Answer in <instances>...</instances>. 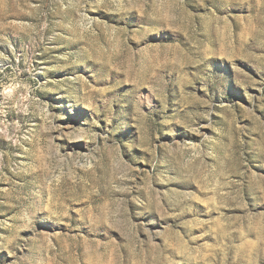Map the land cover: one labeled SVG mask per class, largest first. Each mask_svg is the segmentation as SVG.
<instances>
[{"label":"rangeland","instance_id":"374dc122","mask_svg":"<svg viewBox=\"0 0 264 264\" xmlns=\"http://www.w3.org/2000/svg\"><path fill=\"white\" fill-rule=\"evenodd\" d=\"M0 264H264V0H0Z\"/></svg>","mask_w":264,"mask_h":264}]
</instances>
